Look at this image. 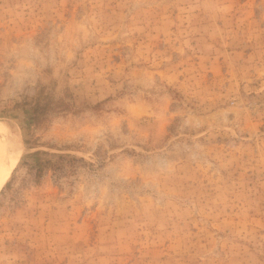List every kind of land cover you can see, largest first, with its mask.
Here are the masks:
<instances>
[{"label":"rangeland","instance_id":"rangeland-1","mask_svg":"<svg viewBox=\"0 0 264 264\" xmlns=\"http://www.w3.org/2000/svg\"><path fill=\"white\" fill-rule=\"evenodd\" d=\"M0 120V264H264V0H0Z\"/></svg>","mask_w":264,"mask_h":264},{"label":"bare ground","instance_id":"bare-ground-1","mask_svg":"<svg viewBox=\"0 0 264 264\" xmlns=\"http://www.w3.org/2000/svg\"><path fill=\"white\" fill-rule=\"evenodd\" d=\"M22 148L23 144L19 134L9 123L0 120V191L13 173Z\"/></svg>","mask_w":264,"mask_h":264}]
</instances>
